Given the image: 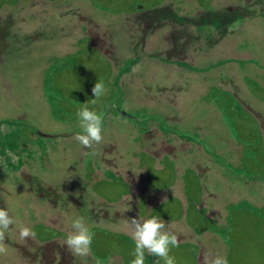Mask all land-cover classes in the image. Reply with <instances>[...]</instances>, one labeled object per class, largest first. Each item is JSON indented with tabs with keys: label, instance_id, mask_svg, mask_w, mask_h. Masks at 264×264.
Here are the masks:
<instances>
[{
	"label": "rangeland",
	"instance_id": "obj_1",
	"mask_svg": "<svg viewBox=\"0 0 264 264\" xmlns=\"http://www.w3.org/2000/svg\"><path fill=\"white\" fill-rule=\"evenodd\" d=\"M0 209V264H131L152 217L176 264H264V0H0Z\"/></svg>",
	"mask_w": 264,
	"mask_h": 264
},
{
	"label": "clouds",
	"instance_id": "obj_2",
	"mask_svg": "<svg viewBox=\"0 0 264 264\" xmlns=\"http://www.w3.org/2000/svg\"><path fill=\"white\" fill-rule=\"evenodd\" d=\"M92 94L95 99L91 103L95 104L96 100L106 94L105 85L97 81L92 88ZM77 112L80 120V128L82 133H77L74 139L84 148H92L93 144H100L103 140L102 122L103 113H97L90 110L88 102ZM15 162L16 157L11 151L7 153ZM88 153H86L87 155ZM95 156L96 153L92 152ZM131 226L134 229L133 238L135 240L134 259L131 264H145V250L152 256L157 257L156 264L162 259L164 264H176L174 256L169 255L172 247H178V238L174 234L165 232V221L158 217H152L143 222L138 219H132ZM14 221L5 209H0V254L7 253V246L4 244L5 232L9 230ZM73 231L66 238V245L69 250L76 256H88L91 254V245L94 234L86 225L83 217H78L72 222ZM20 238H35L36 232L28 227L20 229ZM208 264H228L227 258L217 255L214 259L206 258ZM96 264H101L97 259Z\"/></svg>",
	"mask_w": 264,
	"mask_h": 264
},
{
	"label": "flooded vegetation",
	"instance_id": "obj_3",
	"mask_svg": "<svg viewBox=\"0 0 264 264\" xmlns=\"http://www.w3.org/2000/svg\"><path fill=\"white\" fill-rule=\"evenodd\" d=\"M87 169V168H86ZM55 197L57 198V197H59L57 194H55Z\"/></svg>",
	"mask_w": 264,
	"mask_h": 264
},
{
	"label": "water",
	"instance_id": "obj_4",
	"mask_svg": "<svg viewBox=\"0 0 264 264\" xmlns=\"http://www.w3.org/2000/svg\"><path fill=\"white\" fill-rule=\"evenodd\" d=\"M41 136V135H40ZM47 137V136H46Z\"/></svg>",
	"mask_w": 264,
	"mask_h": 264
}]
</instances>
